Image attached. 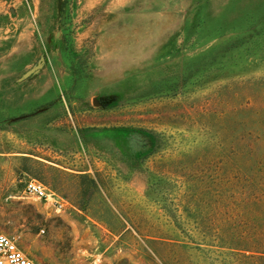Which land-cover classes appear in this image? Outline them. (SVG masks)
Listing matches in <instances>:
<instances>
[{"label":"rangeland","instance_id":"rangeland-1","mask_svg":"<svg viewBox=\"0 0 264 264\" xmlns=\"http://www.w3.org/2000/svg\"><path fill=\"white\" fill-rule=\"evenodd\" d=\"M58 5L0 0V234L35 264H264V0Z\"/></svg>","mask_w":264,"mask_h":264},{"label":"built area","instance_id":"built-area-1","mask_svg":"<svg viewBox=\"0 0 264 264\" xmlns=\"http://www.w3.org/2000/svg\"><path fill=\"white\" fill-rule=\"evenodd\" d=\"M24 195L39 201H45L62 211L66 206L64 200L48 190L40 182L30 180L24 188ZM0 264H35L34 261L21 249L16 236L0 234Z\"/></svg>","mask_w":264,"mask_h":264},{"label":"water","instance_id":"water-1","mask_svg":"<svg viewBox=\"0 0 264 264\" xmlns=\"http://www.w3.org/2000/svg\"><path fill=\"white\" fill-rule=\"evenodd\" d=\"M62 1L63 0H59V9L62 7ZM40 69V67H35L33 68L32 70L28 71L23 78H27V77H30L31 75L35 74L38 70Z\"/></svg>","mask_w":264,"mask_h":264},{"label":"crops","instance_id":"crops-1","mask_svg":"<svg viewBox=\"0 0 264 264\" xmlns=\"http://www.w3.org/2000/svg\"><path fill=\"white\" fill-rule=\"evenodd\" d=\"M103 38H104V37H101L100 41H102Z\"/></svg>","mask_w":264,"mask_h":264}]
</instances>
